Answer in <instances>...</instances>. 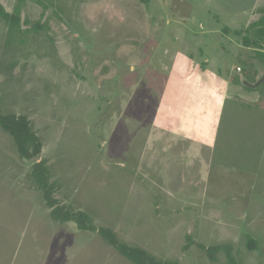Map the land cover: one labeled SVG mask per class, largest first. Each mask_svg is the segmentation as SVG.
Segmentation results:
<instances>
[{"label":"rangeland","instance_id":"obj_1","mask_svg":"<svg viewBox=\"0 0 264 264\" xmlns=\"http://www.w3.org/2000/svg\"><path fill=\"white\" fill-rule=\"evenodd\" d=\"M0 4L27 23L0 21V112L27 117L59 204L157 259L264 264V71L234 34L264 0ZM31 167L0 128V264H132L52 220Z\"/></svg>","mask_w":264,"mask_h":264},{"label":"trees","instance_id":"obj_2","mask_svg":"<svg viewBox=\"0 0 264 264\" xmlns=\"http://www.w3.org/2000/svg\"><path fill=\"white\" fill-rule=\"evenodd\" d=\"M144 3L147 0H142ZM21 2V1H20ZM8 13L0 4V21L3 22L8 31L22 30L21 16ZM260 18L250 24L242 33L235 31L236 36H241L242 44L245 48H250L254 52V59L262 63L264 71V9L259 11ZM29 29H39L36 23ZM26 30H22V32ZM253 74H256L255 72ZM264 80V79H263ZM264 82V81H261ZM261 82L249 84L256 88ZM0 128L7 134L13 142L18 156L26 161L32 162L30 171L31 180L35 188L40 192L46 208L50 211L52 220L59 223H74L79 231L97 233L100 238L110 247H112L120 256L131 262L132 264H178L177 261L157 259L143 249L134 246H128L121 242L116 234L107 228H99L92 224L90 218L83 212L74 211L68 206L59 204L55 198V189L53 184L49 182L48 170L44 161L37 162L42 150V143L33 132L30 122L25 116H16L13 114L4 115L0 112ZM200 248L201 245H198ZM248 249H255L256 243L249 239L246 244ZM210 262H216L217 253H223L226 258V264H239L234 257L233 248L230 245L214 246L204 249Z\"/></svg>","mask_w":264,"mask_h":264},{"label":"built area","instance_id":"obj_3","mask_svg":"<svg viewBox=\"0 0 264 264\" xmlns=\"http://www.w3.org/2000/svg\"><path fill=\"white\" fill-rule=\"evenodd\" d=\"M239 70V69H238Z\"/></svg>","mask_w":264,"mask_h":264}]
</instances>
